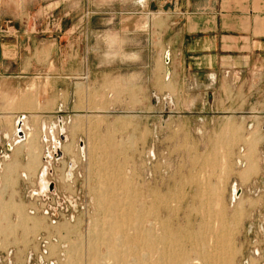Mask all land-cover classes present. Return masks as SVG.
Returning a JSON list of instances; mask_svg holds the SVG:
<instances>
[{
  "label": "rangeland",
  "instance_id": "374dc122",
  "mask_svg": "<svg viewBox=\"0 0 264 264\" xmlns=\"http://www.w3.org/2000/svg\"><path fill=\"white\" fill-rule=\"evenodd\" d=\"M175 2L151 0L149 19L172 12ZM89 64L94 74L71 76L62 117L17 121L36 137L32 150L26 137L8 145L28 155L32 187L0 162V264H66V251L85 242L96 221L107 224L112 211L106 205L119 199L117 213L137 215L141 226L160 218L173 232L204 234V221L212 228L224 221L234 233L233 264H264L262 99L246 90L243 105L185 104L186 92L174 86L169 65L151 51L115 61L92 57ZM98 67L115 72L116 80L98 83ZM201 88L190 101L204 94ZM62 110L54 108V115ZM17 123L0 124L13 136ZM249 162L254 167L247 174ZM40 182L50 185L46 194ZM10 187L17 200H4ZM201 200L211 203L208 215L201 214Z\"/></svg>",
  "mask_w": 264,
  "mask_h": 264
},
{
  "label": "crops",
  "instance_id": "0c3cea01",
  "mask_svg": "<svg viewBox=\"0 0 264 264\" xmlns=\"http://www.w3.org/2000/svg\"><path fill=\"white\" fill-rule=\"evenodd\" d=\"M150 3L0 0V123L60 118L69 106L71 76L94 74L89 59L115 61L149 51L169 65L174 86L186 92L185 104L243 105L251 90L264 106V0H176L172 12L153 20ZM98 68V83L116 80L115 72ZM201 87L204 94L190 101ZM56 107L64 111L54 115ZM2 126L0 162L15 167L30 189L29 157L9 148L16 130L10 136ZM43 183L40 193L47 188ZM14 192L8 188L4 200H17Z\"/></svg>",
  "mask_w": 264,
  "mask_h": 264
},
{
  "label": "bare ground",
  "instance_id": "6f19581e",
  "mask_svg": "<svg viewBox=\"0 0 264 264\" xmlns=\"http://www.w3.org/2000/svg\"><path fill=\"white\" fill-rule=\"evenodd\" d=\"M20 125L21 122L19 121L16 128L18 139L20 138L19 133L23 132ZM35 138L34 134H28L26 137V140H28L26 143L29 144L31 150L34 146L33 143L36 142ZM249 163L250 165L246 170L247 174L254 167V161ZM46 189L48 190V187ZM158 197L157 199L161 196ZM162 199L159 201L162 202ZM112 201L114 199L107 202ZM120 201V199L115 201V205L110 203L106 205L108 210L112 211L108 214L109 221L107 224L102 226L100 222L97 223L96 221L94 229L88 234V239L85 242L80 240L81 242L66 251L69 255L66 264H233L235 248L232 237L234 233H232V228H229L231 227L230 224L228 227V224L222 221L218 228H212L209 221H204L200 228L206 227L207 231L205 230V233L207 234H202L201 230L186 231L183 234L180 233L181 231L173 232L169 228L170 226L168 227L169 224L160 218L158 222L148 224V227L141 226L137 215L130 212L117 213L122 206ZM200 202L201 214L208 215L209 211L205 209V205L210 202L208 200H201ZM18 210L20 212V209ZM122 217H126V224L129 223L132 228L123 223L124 218ZM186 242L189 243V249L186 248L188 246L185 247Z\"/></svg>",
  "mask_w": 264,
  "mask_h": 264
},
{
  "label": "built area",
  "instance_id": "2783aa9c",
  "mask_svg": "<svg viewBox=\"0 0 264 264\" xmlns=\"http://www.w3.org/2000/svg\"><path fill=\"white\" fill-rule=\"evenodd\" d=\"M167 59H168V58H167ZM22 133H23V132H22ZM19 137L21 138L20 140L24 139V134H23V136H20V134H19ZM55 151H56V152L54 153V155H55V156H58V155H57V154L59 153V152H58V149L55 150ZM48 158L52 160V159H53V156L51 157L50 155H48ZM49 186H50V185L48 184V186H47V187H48V190H46L47 192L49 191ZM46 191H45L44 193H42V194H46V193H47ZM52 191H53V189H52ZM61 214H62V213H61ZM62 215H63V214H62Z\"/></svg>",
  "mask_w": 264,
  "mask_h": 264
},
{
  "label": "water",
  "instance_id": "95a60500",
  "mask_svg": "<svg viewBox=\"0 0 264 264\" xmlns=\"http://www.w3.org/2000/svg\"><path fill=\"white\" fill-rule=\"evenodd\" d=\"M20 134V136H23V133L21 132V133H19ZM51 189H52V186H51Z\"/></svg>",
  "mask_w": 264,
  "mask_h": 264
}]
</instances>
